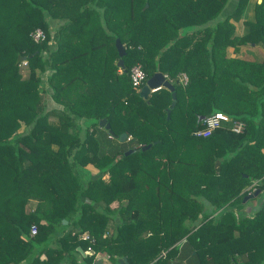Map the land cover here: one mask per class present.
Here are the masks:
<instances>
[{
  "label": "trees",
  "instance_id": "16d2710c",
  "mask_svg": "<svg viewBox=\"0 0 264 264\" xmlns=\"http://www.w3.org/2000/svg\"><path fill=\"white\" fill-rule=\"evenodd\" d=\"M228 2L0 0V264H264V0ZM214 112L242 132L193 136Z\"/></svg>",
  "mask_w": 264,
  "mask_h": 264
},
{
  "label": "built area",
  "instance_id": "2783aa9c",
  "mask_svg": "<svg viewBox=\"0 0 264 264\" xmlns=\"http://www.w3.org/2000/svg\"><path fill=\"white\" fill-rule=\"evenodd\" d=\"M29 37L33 42H39L44 39V34L40 29H34L29 33ZM20 63L25 65V61H20ZM164 78L166 79L165 76ZM129 79L131 86L134 88L139 87L143 83L144 72L138 64L130 67ZM177 80L181 85H184L187 81L186 76L184 74H179ZM243 128V121L231 119L229 116L221 112H214L207 116H203V118L200 120V126L194 129L191 134L195 137H207L212 133V131L216 129H224L234 134H238L242 132ZM28 231L29 236H33L36 233V227L34 225H31ZM81 238L83 240H87L88 236L86 234H83ZM84 252L89 253V247H87Z\"/></svg>",
  "mask_w": 264,
  "mask_h": 264
},
{
  "label": "water",
  "instance_id": "95a60500",
  "mask_svg": "<svg viewBox=\"0 0 264 264\" xmlns=\"http://www.w3.org/2000/svg\"><path fill=\"white\" fill-rule=\"evenodd\" d=\"M146 5V4H145ZM117 54H118V60L116 61V66H122V60L121 57L124 54V48L122 46V44L119 42L118 39H115L114 42ZM163 87L165 89H167L170 92V97H171V102L168 108H166V118L168 117L170 108L173 107L174 103H175V92L173 90V86L171 85V83L164 78V75H162L161 72H154L150 77H148L144 84L142 86H140V88L138 89V95L143 98L146 99L148 94L152 91H155L156 89ZM203 118V115L198 116L197 121H200ZM98 125L102 126L108 134H110L111 136H113L112 131L109 128L108 123L106 122L105 118H101L98 120ZM118 140L119 141H123L125 138V134L121 133L118 136ZM150 146V144H147L146 146L142 147L141 150H145ZM132 151H134V149H128L124 152V155H127L129 153H131ZM258 194V189H255L254 191H252L251 193L246 194L245 196H243L242 198V202L246 201L247 199L253 198L254 196H256ZM65 221L63 220V223ZM81 252V251H80ZM125 260L124 257H121L120 259H118V262H123Z\"/></svg>",
  "mask_w": 264,
  "mask_h": 264
},
{
  "label": "rangeland",
  "instance_id": "374dc122",
  "mask_svg": "<svg viewBox=\"0 0 264 264\" xmlns=\"http://www.w3.org/2000/svg\"><path fill=\"white\" fill-rule=\"evenodd\" d=\"M229 2L226 4L227 6L224 8L223 12L221 13L222 15H225L229 12V10L231 9L233 3H234V0H228ZM254 0H250L249 4L247 5V9L245 10V18L247 17H250L251 15V8H252V3H253ZM260 53V52H259ZM17 67L19 68L20 70V73L22 75L25 74V65L21 64V63H18L17 64ZM86 168H88L90 170L91 173H94L97 171L96 167L92 166V165H87ZM103 178H105V175L103 176ZM102 204V203H101ZM250 207L251 210H254L256 208V204H255V201L253 200V198H250V199H247V202L244 206L245 207Z\"/></svg>",
  "mask_w": 264,
  "mask_h": 264
},
{
  "label": "crops",
  "instance_id": "0c3cea01",
  "mask_svg": "<svg viewBox=\"0 0 264 264\" xmlns=\"http://www.w3.org/2000/svg\"><path fill=\"white\" fill-rule=\"evenodd\" d=\"M262 198H264V189L258 194V196L256 195L255 197H253V200L255 201V204L258 205ZM245 210L249 211V210H251V208L246 206ZM77 250H78L80 256L88 255V252L85 253L79 247L77 248ZM77 259H78V262H81V258L79 256L77 257ZM82 264H87V263L82 262ZM89 264H110V262L107 260L106 255H102V254L97 253L94 255V259Z\"/></svg>",
  "mask_w": 264,
  "mask_h": 264
}]
</instances>
